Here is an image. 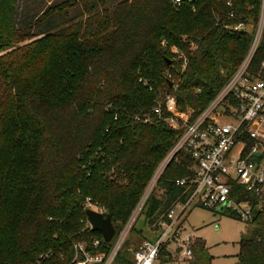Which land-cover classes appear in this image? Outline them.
Here are the masks:
<instances>
[{"label":"trees","instance_id":"obj_1","mask_svg":"<svg viewBox=\"0 0 264 264\" xmlns=\"http://www.w3.org/2000/svg\"><path fill=\"white\" fill-rule=\"evenodd\" d=\"M259 6L260 0H0V264H69L72 243L101 237L86 227V197L120 229L177 134L164 120L135 117L174 87L184 114H198L247 51ZM237 22L245 28L232 29ZM263 58L261 43L253 65ZM191 168L192 159L178 151L135 233L167 220L189 197ZM183 177L188 182L177 185ZM232 194L256 203L240 186ZM247 223L235 264H264V208ZM191 250L190 264H210L202 239ZM49 251L55 256L40 259ZM162 253L172 260L164 246Z\"/></svg>","mask_w":264,"mask_h":264},{"label":"built area","instance_id":"obj_2","mask_svg":"<svg viewBox=\"0 0 264 264\" xmlns=\"http://www.w3.org/2000/svg\"><path fill=\"white\" fill-rule=\"evenodd\" d=\"M182 2L190 3L192 0H171L174 5ZM233 15L231 11L229 17ZM231 28L243 30L245 26L237 22ZM251 28V41L240 63L193 118L177 111L173 92L161 96L149 113L135 117L142 123L151 122L152 117L164 120L177 131L176 137L127 219L120 229H115L111 240L106 242L101 236L72 243L69 264H153L166 243H173L182 258H188L192 256L194 239L187 235L179 238L177 223L193 202L197 201L203 208L219 213L233 212L243 221H250L254 210L264 208V58L256 66L253 65L259 45L264 43V0H260L257 21ZM138 82L152 89L146 80L139 78ZM180 150L192 159L193 175L189 182L194 184V188L191 194L168 211L167 220H158L154 228H147L153 239L144 238L135 247H127L126 255L123 253V259H119L129 235L134 232L145 201L167 164ZM255 152L259 154L254 155ZM187 182L185 177L176 180L177 185ZM233 185L253 194L256 203L235 198ZM84 207L104 215L103 208L91 202L89 197L85 198ZM86 227H91L88 221ZM54 256L55 253L49 251L40 255V259ZM56 257L63 259V252Z\"/></svg>","mask_w":264,"mask_h":264},{"label":"rangeland","instance_id":"obj_3","mask_svg":"<svg viewBox=\"0 0 264 264\" xmlns=\"http://www.w3.org/2000/svg\"><path fill=\"white\" fill-rule=\"evenodd\" d=\"M44 1L50 3L58 0ZM27 11H29V8H27ZM77 13V9H72L70 12L71 15ZM171 50L174 53H180L175 47H172ZM174 90L171 92L176 97ZM176 106L179 113H185V109L178 106L177 101ZM140 224L141 220H138L135 227L138 228ZM177 224L180 232L179 238L187 235L193 239L201 238L205 242L206 252L211 257L210 264H235L240 249L238 243L240 237L242 234H247L250 230V224L247 221L231 217L226 214V211L219 213L212 209L203 208L197 201L193 202L181 214ZM144 238L153 239L154 236L148 230L143 233L131 232L127 239L128 247H135ZM164 247L165 252L171 253L172 260L169 261L162 253L163 255L160 254L153 264H184L181 255L178 253V248L173 243H166Z\"/></svg>","mask_w":264,"mask_h":264},{"label":"water","instance_id":"obj_4","mask_svg":"<svg viewBox=\"0 0 264 264\" xmlns=\"http://www.w3.org/2000/svg\"><path fill=\"white\" fill-rule=\"evenodd\" d=\"M167 63H170L169 59H167ZM169 84H171V82ZM258 154V152L254 153V155ZM84 213L86 216V220L91 226L90 229L92 231H98L104 241H110L115 232V228L111 222L110 217L108 215H103L101 212L95 211L88 207L84 209Z\"/></svg>","mask_w":264,"mask_h":264},{"label":"crops","instance_id":"obj_5","mask_svg":"<svg viewBox=\"0 0 264 264\" xmlns=\"http://www.w3.org/2000/svg\"><path fill=\"white\" fill-rule=\"evenodd\" d=\"M201 239V238H200ZM195 240V238H194ZM206 245V244H205ZM160 256V255H159ZM182 257V256H181ZM193 259V254L192 256L188 257V258H182L184 264H190V261Z\"/></svg>","mask_w":264,"mask_h":264}]
</instances>
